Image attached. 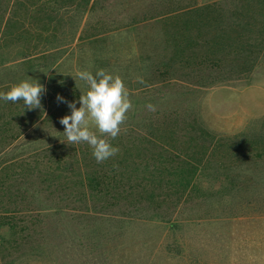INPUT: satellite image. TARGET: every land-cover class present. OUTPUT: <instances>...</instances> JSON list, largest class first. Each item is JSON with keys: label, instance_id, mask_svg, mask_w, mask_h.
Segmentation results:
<instances>
[{"label": "rangeland", "instance_id": "rangeland-1", "mask_svg": "<svg viewBox=\"0 0 264 264\" xmlns=\"http://www.w3.org/2000/svg\"><path fill=\"white\" fill-rule=\"evenodd\" d=\"M99 69L133 105L103 163L57 100ZM30 78L41 108L0 99V264H264V0H0V91Z\"/></svg>", "mask_w": 264, "mask_h": 264}, {"label": "clouds", "instance_id": "clouds-1", "mask_svg": "<svg viewBox=\"0 0 264 264\" xmlns=\"http://www.w3.org/2000/svg\"><path fill=\"white\" fill-rule=\"evenodd\" d=\"M77 76L84 82L85 88L80 93L79 104L68 102L57 95V100L67 104L70 115H64L59 123L64 126L63 134L69 145L87 143L97 163H103L119 152L108 139H115L121 132V125L128 119V112L133 105L122 79L99 69L93 75L90 71H79ZM143 83L142 80H140ZM45 87L30 78L12 84L6 92L0 91V99L9 102H23L28 110L41 108V95ZM155 111L152 104L146 105ZM92 129H95L93 131Z\"/></svg>", "mask_w": 264, "mask_h": 264}]
</instances>
